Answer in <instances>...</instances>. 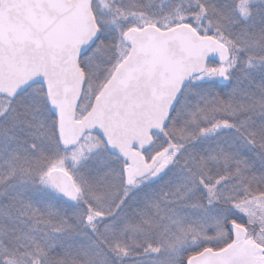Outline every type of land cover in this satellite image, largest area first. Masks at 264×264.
Here are the masks:
<instances>
[{"label": "snow or ice", "instance_id": "6c2138e0", "mask_svg": "<svg viewBox=\"0 0 264 264\" xmlns=\"http://www.w3.org/2000/svg\"><path fill=\"white\" fill-rule=\"evenodd\" d=\"M0 264H264V0H0Z\"/></svg>", "mask_w": 264, "mask_h": 264}]
</instances>
